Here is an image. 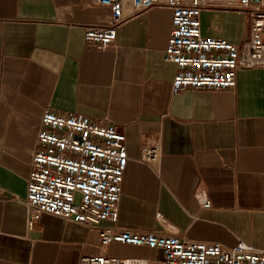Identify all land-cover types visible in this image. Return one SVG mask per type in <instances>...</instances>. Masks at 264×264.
<instances>
[{
    "label": "crops",
    "instance_id": "obj_1",
    "mask_svg": "<svg viewBox=\"0 0 264 264\" xmlns=\"http://www.w3.org/2000/svg\"><path fill=\"white\" fill-rule=\"evenodd\" d=\"M200 21L205 37L247 38L240 11L207 9ZM109 23V9L90 0H0V264H79L100 254L161 263L156 249L102 248L107 228L264 248V67L240 68L232 90L173 93L176 66L163 59L171 10L156 5L129 17L108 49L86 44L87 26ZM46 110L124 134L116 222L42 214L29 226V162ZM154 144L159 160L141 161V148Z\"/></svg>",
    "mask_w": 264,
    "mask_h": 264
},
{
    "label": "built area",
    "instance_id": "obj_2",
    "mask_svg": "<svg viewBox=\"0 0 264 264\" xmlns=\"http://www.w3.org/2000/svg\"><path fill=\"white\" fill-rule=\"evenodd\" d=\"M109 9L110 23L87 26L84 40L97 50L114 45L117 28L129 17L156 5L171 10V32L164 61L173 63L172 92L232 90L240 68L264 67V0H90ZM207 9L235 10L247 20V38L231 43L201 33V13ZM158 144L144 146L140 160H159ZM125 136L109 124L87 117L67 116L46 110L29 162L24 204L29 226L42 214H51L86 226L116 222L121 184L127 165ZM203 208L210 203L204 190L196 192ZM100 246L111 243L146 247L161 252L160 264H264V248L243 240L231 247L176 235L102 229ZM79 264H153L146 258L82 256Z\"/></svg>",
    "mask_w": 264,
    "mask_h": 264
},
{
    "label": "rangeland",
    "instance_id": "obj_3",
    "mask_svg": "<svg viewBox=\"0 0 264 264\" xmlns=\"http://www.w3.org/2000/svg\"><path fill=\"white\" fill-rule=\"evenodd\" d=\"M160 259V258H159Z\"/></svg>",
    "mask_w": 264,
    "mask_h": 264
}]
</instances>
